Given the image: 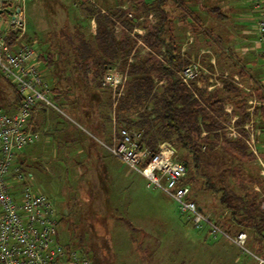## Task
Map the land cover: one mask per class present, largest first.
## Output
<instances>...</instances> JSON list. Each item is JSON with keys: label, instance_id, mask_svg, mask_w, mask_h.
Returning a JSON list of instances; mask_svg holds the SVG:
<instances>
[{"label": "rangeland", "instance_id": "rangeland-1", "mask_svg": "<svg viewBox=\"0 0 264 264\" xmlns=\"http://www.w3.org/2000/svg\"><path fill=\"white\" fill-rule=\"evenodd\" d=\"M94 1L108 10L109 6L117 8L119 0ZM194 1L189 0V3L194 5ZM200 2L218 6L226 14V19L216 18L209 11L206 17L200 18L203 23L199 29L187 27L194 37L190 52L196 56L199 50L208 49L210 52L202 57L205 68L238 72L235 67L239 70L243 64L263 83L264 53L262 45L257 50L253 48L257 33L255 22L250 18L255 17L256 20L257 16L250 1ZM170 5L169 10L173 11ZM93 7L95 6L91 0H27L26 3V39L37 47V62L42 70L45 62L50 67L54 65V85L46 77L45 79L55 88L53 100L58 109H48L54 111L49 113L46 120L48 131H52L55 123L62 125L66 131L62 135L60 132L55 134V153H50L48 142L44 143L45 131L40 132L39 140L25 148L21 162L25 161L23 169L29 172L35 190H43L54 199L60 221L58 240L67 246L83 249L92 264H257L250 253L257 252L252 245L255 242L253 239H256L255 234L253 230H247L239 220L243 219L245 208H250L253 201L244 195L247 192L251 195L259 192L255 185H260L261 192L264 193V174L253 156L237 161L222 154L219 147L213 150L214 158L226 162L228 168L237 166L239 171L236 176L228 177L227 174L221 180L219 170H206L203 164L199 170L191 169L189 172L193 198H197L204 206V211L211 212L214 216L225 214L226 219L221 223L225 229L228 226L231 233H236L239 228L248 231L246 247L249 251H246L222 235L214 237L208 229L194 227L186 215L179 211L174 200L160 190L148 188L144 176L131 170L102 145V142L112 144L113 131L110 120L112 95L111 90L103 84V76L107 68L118 63L124 67L128 59L120 58L112 63L107 56L104 60L106 64L99 72L94 58L85 55L97 49L99 25L97 19L96 26L91 22L93 15L90 10ZM124 7L127 8L126 11L132 9L136 14L139 13L128 3L122 8ZM199 7L198 2L197 8ZM171 13L173 16L176 13L181 15L177 8ZM122 20L112 16V25L116 27L117 23H121L125 27ZM183 20L174 21L179 26L183 25ZM153 24L149 27L152 28ZM178 26L173 24L174 31L177 29V34L181 37L176 39L182 44L191 35L186 33V27L178 29ZM114 27L111 29L113 33L116 30ZM92 40L95 41L91 43ZM137 49L141 50L143 58L154 57L161 60L162 51L152 48L157 52V55L152 56L142 52L141 48ZM213 56L216 57L215 64L210 62V57ZM241 77L243 79L236 74L230 75V79L226 81L243 84L250 76L243 74ZM255 96L258 97V92ZM67 99L70 106L65 104ZM15 101L16 92L0 71V107L13 109ZM135 115L131 116L136 117ZM94 116L100 124L95 125L96 122L92 121ZM79 140L89 143L91 148L86 151L93 154H85V149L72 145ZM262 142L264 152V136ZM214 151L218 153L214 154ZM183 155L188 159V154ZM262 157L264 158V154ZM208 174L215 176L212 181L214 187L206 186ZM10 182L13 184L11 180ZM245 184H249L251 193ZM221 187L227 192L233 189L238 195L244 196L241 201L234 202L239 208V219L233 212V207L222 205ZM255 198V206L260 202L257 215L261 217L264 215V195Z\"/></svg>", "mask_w": 264, "mask_h": 264}, {"label": "built area", "instance_id": "built-area-1", "mask_svg": "<svg viewBox=\"0 0 264 264\" xmlns=\"http://www.w3.org/2000/svg\"><path fill=\"white\" fill-rule=\"evenodd\" d=\"M249 1L257 16L254 20L257 33L255 45H262L264 51V0ZM26 3L27 0H0V71L13 83L21 97V103L15 109L0 107V264H92L83 249L60 243V221L54 199L43 190H35L29 172L20 163L25 148L40 138V132L31 127L33 117L49 108L58 109L53 100V88L37 62L38 49L26 39ZM126 14L129 17L136 15L132 9H128ZM147 20L149 25L156 21L153 14ZM114 28L117 39L127 30L121 23H117ZM129 33L136 40V47L128 57L127 64L122 67L118 63L107 68L103 76V84L111 90L112 95L110 120L113 131L112 144L102 142V145L125 165L143 175L148 188L160 190L174 200L179 211L186 215L194 227L208 229L214 237L222 235L241 249L249 251L246 247V229L239 228L236 233H231L221 223L223 216L204 211L193 198L192 185L188 182L189 169L179 157L178 150L167 140L159 142L152 149L144 141L145 130L132 125L128 117L120 114L121 99L129 82V66L137 48L152 56L157 55L142 38L145 30L135 27ZM208 52V49H203L197 56L190 57L182 53V59L187 60V63L183 62L180 66L168 64L175 79L190 88L198 86L208 91L222 88L231 73L205 68L202 57ZM160 58L163 60V56ZM211 63H216L214 58ZM165 80L164 76L157 77V85ZM237 84L244 87L241 83ZM244 88L251 93V88ZM248 104L254 106L255 110L262 106L254 91ZM255 110H251L250 122L244 126L245 132L240 130L235 119L223 122V132L231 138L246 140L264 168V160L255 149L253 137ZM250 253L258 264H264V257Z\"/></svg>", "mask_w": 264, "mask_h": 264}, {"label": "trees", "instance_id": "trees-1", "mask_svg": "<svg viewBox=\"0 0 264 264\" xmlns=\"http://www.w3.org/2000/svg\"><path fill=\"white\" fill-rule=\"evenodd\" d=\"M104 2L103 5H105ZM198 2L201 9H199L200 7L197 8ZM127 3L139 11L134 17L127 16L126 10L122 8ZM194 3L196 4H190L189 0H119L116 3L117 8L109 6L106 12L98 7H93L90 14L97 19L99 25L96 35L97 49L95 52L92 50L91 54L89 52L85 55L94 58V64L101 72L105 66V57H110L114 63L120 58L127 60L133 52L136 47V40L129 31L137 26L149 28L146 34L142 36L145 43L158 52L162 51V47L165 46L167 52L164 54V60H158L154 57L143 58L142 53L140 54L141 50H136L134 60L129 66V82L125 96L120 103V114L128 117V121L132 125L145 130L144 141L152 149H155L159 142L167 140L178 150L179 157L187 163L189 172L191 169L199 170L203 164V168L206 170H219L222 180V177L226 178L227 174L228 177L236 176L239 170L237 166L225 168L226 162L214 158L213 150L218 145L222 149V154L237 161L248 158L250 154L242 140L224 138L225 136L218 131L223 125L217 116L227 118L225 107L229 103L234 105L235 112L244 111L247 96L241 88L231 82H227L221 89L210 92L198 87L190 88L175 79L168 64L180 66L183 62L187 63L188 61L183 60L179 54L176 55L172 52L171 47L178 50L181 47L174 34V20L184 19L183 24L186 23L187 25L184 24L186 27L195 30L194 27L199 29L203 23L200 18L206 17V13L209 11L216 18L226 19V14L218 6H209L206 2L205 4L201 3L200 0H195ZM169 5L173 11L176 8L179 9L181 15L178 16L176 13L173 16L174 14L171 13L173 11L169 10ZM150 14H153L156 20L152 28L149 27L150 22L147 20ZM112 16L123 19V24L127 29L122 32L123 37L121 36V39H117L111 30L114 27ZM141 17L144 19L140 20ZM93 41L95 40H92L91 43ZM163 76L166 77L165 82L157 85L156 78ZM4 79L13 86L16 92L15 107L13 108L15 109L21 103V97L13 83L6 77ZM259 88L261 89L260 99L264 101V88ZM53 91L55 90L53 89ZM7 109L11 110L9 107ZM134 114L136 117H131ZM260 114L264 121V105L261 107ZM246 119L244 114L243 121ZM262 127L264 129V123ZM203 131L207 132L206 136H202ZM205 144H207V150L203 151ZM216 150L219 151V149ZM184 153L189 155L188 159L184 158ZM216 153L218 152L214 151V154ZM24 162L21 164L23 165ZM206 178V186H213L212 181L215 176L208 174ZM188 182L192 185L190 177ZM223 188L219 189L223 191L221 203L225 207H233L237 219L240 215L238 206L234 205L235 200L241 201V197L247 196L254 201H252L250 208H245V216L239 220L247 230H253L256 240L263 242L264 215L261 217L257 215L261 207L260 202L257 203L258 206H255L256 198L248 192L244 196H240L233 189H229L230 192H227ZM194 199L197 201V198L194 197ZM199 205L203 208L200 203ZM226 228L231 230L228 226Z\"/></svg>", "mask_w": 264, "mask_h": 264}, {"label": "crops", "instance_id": "crops-1", "mask_svg": "<svg viewBox=\"0 0 264 264\" xmlns=\"http://www.w3.org/2000/svg\"><path fill=\"white\" fill-rule=\"evenodd\" d=\"M92 1V3H93V5L95 6V7H98V8H100V9H102L103 11L105 10L106 11V9L104 8V7H101L100 6V4L98 3V2H96V1H94V0H91ZM126 5V4H125ZM124 5V6H125ZM25 12H26V8H25ZM256 12V11H255ZM254 12V13H255ZM255 17H253V18H250V19H252L253 21L255 20L254 19ZM144 19V18H143ZM91 22H94V26H96V22H95V17L93 16V19L91 18ZM141 20V19H140ZM248 20V19H247ZM173 24H175V25H177L178 26V23H176V21H175V23H173ZM82 26H84V25H82ZM138 28H141L142 30H145V32H147V30H146V28H143V27H139V26H137ZM182 27H186V26H184V24L183 25H179L178 26V29H181ZM186 29H188L187 27H186ZM181 32V31H180ZM183 32H181V34H182ZM189 36L191 35V31L188 29V31L186 32ZM174 34H175V36L178 38H181L178 34H177V29L174 31ZM188 36V37H189ZM188 39V41H184L182 44H181V47H180V49L178 50V49H176V51H174L175 50V48H173V47H171L173 50H172V52L174 53V54H179L180 56H181V58H182V53L184 54V53H187V55L190 57V56H195V54H192L191 52H190V50H191V48H192V46H193V43H194V37L191 35L189 38H187ZM256 40V39H255ZM255 40H253V43H254V45H253V48H254V50H257L258 48H260V47H258V46H256L255 45ZM178 41V40H177ZM179 42V41H178ZM180 45V44H179ZM262 48V47H261ZM163 51H164V53H163ZM200 51L201 50H199L196 54L198 55L199 53H200ZM210 51V50H209ZM165 52H167V49H166V47L165 46H163L162 47V54H161V56H164V54H165ZM191 53V54H190ZM263 53H264V51H263ZM196 55V56H197ZM215 59V61H216V57L215 56H213V57H210V62H211V60L212 59ZM164 60V59H163ZM54 65H51V67H50V64H47L46 62L44 63V65H43V72L45 73V77L48 79V81H50V83L52 84V85H54V78H55V74H54V67H53ZM212 69H214V68H212ZM215 69H217V70H219V68H215ZM235 69H236V71H238V72H230L229 70H227V71H229L230 73H231V75H237L239 78H241V79H243V77H241V76H243V74L245 75V74H248L250 77H248V79H247V82H243V85H244V87H248V88H251V93H252V91H254L255 93H257L258 92V97H257V100L262 104V106L264 105V101L263 100H261L260 99V94H261V89L259 88V87H263L264 88V80H263V83L262 82H259L260 81V79H259V77L258 76H254L251 72H250V70L246 67V66H244L243 64H242V66L241 67H239V70L237 69V67H235ZM241 72H242V74H241ZM253 75V76H252ZM91 83H92V81H91ZM232 83H234V82H232ZM226 84V83H225ZM224 84V85H225ZM242 84V83H241ZM234 85H236L237 87H239V88H241V90L244 92V94L247 96V100H246V106H245V110L244 111H240V112H235V109H234V105L232 104V103H229V104H227L226 105V107H225V112H226V117L227 118H225L224 116H217L218 117V119L221 121V123H222V125H223V127L221 128V129H219L218 131L222 134V135H224L225 137L224 138H226V139H228V140H242L245 144H246V146H247V150H248V153L251 155V156H253V158H255V160H257V164H260V166H261V168H262V170H260V171H262V173L264 174V168H263V165L261 164V162H259V160L257 159V157H255V154L253 153V150H252V148L250 147V145L247 143V141L246 140H244L243 138H231L228 134H226V133H224L223 132V128H224V123L223 122H229V121H231V120H233V119H235L236 120V123L238 124V125H240V130L242 131V132H245L246 131V129L244 128V126L246 125V124H248L249 122H250V119H251V110L252 109H254L255 110V107L254 106H250L248 103H249V100H250V98H251V93H249V92H247L246 91V89L244 88V87H242V86H240L239 84H234ZM67 87H69V86H67ZM66 87V88H67ZM195 87H198V86H195ZM224 87V86H223ZM222 87V88H223ZM198 88H201V87H198ZM201 89H205V88H201ZM54 90H55V88H54ZM206 90V89H205ZM215 90V89H214ZM214 90H211V91H214ZM208 91V90H207ZM210 91V92H211ZM65 104H67V106H70V104H69V102H68V99H67V101H66V103ZM262 106H259V107H257L256 108V110H255V112H254V114L255 115H257L256 117V119L254 120V122H253V137H254V139H255V141H256V143H255V149H256V151H257V153H258V155H259V157L261 158V159H263L264 160V158L262 157L263 156V154H264V152H262L263 150H262V148H263V142L261 143V140H263V136H264V129H263V127H262V125H263V123H264V121H263V119H262V116H261V114H259L260 113V108L262 107ZM51 112H54V111H52V110H45V111H42V112H39V113H37L34 117H33V119H32V121H31V127L33 128V130H35V131H38V132H41L42 133V131L44 132L45 131V133H46V141L44 142L45 144L47 143V144H50V148H51V150H50V153H55V151H56V147H57V143H56V141H55V137H56V135L55 134H59V132H60V134L62 135V133H64L65 131H66V129L62 126V125H60V124H54L53 125V128H52V131H48V129H49V127L47 126V123H48V121H46L47 120V118L49 117V113H51ZM244 114L246 115V117H247V119L245 120V121H243V118H244ZM253 114V117H255V115ZM79 117L81 118V119H83L84 121H86V122H89V121H87V120H85L81 115H79ZM94 118H95V116H94ZM93 122H96L97 120H96V118L95 119H93L92 120ZM100 121H102V120H100ZM91 122V121H90ZM50 123V122H49ZM98 124H100V122H96L95 123V125H98ZM206 134H207V132L206 131H203V133H202V136H206ZM101 143V142H100ZM72 145H74V146H76V148H78V149H85V151H84V153L85 154H89V155H91V154H93V152H88V151H86L87 150V148H91V146H90V144L88 143L87 144V142H85L84 140H79V141H76V142H74V143H72ZM72 145H69V147H71ZM220 147V145H218L217 146V148H219ZM206 148H207V144H205V148H203V150H206ZM88 152V153H87ZM97 154H99V153H97ZM99 159V158H98ZM127 166V165H126ZM127 167H129V166H127ZM130 168V167H129ZM225 168H228V166H226ZM131 169V168H130ZM131 170H133V169H131ZM238 170H239V168H238ZM135 171V170H134ZM139 173V172H138ZM140 174V173H139ZM143 176V175H142ZM231 177H233V176H231ZM250 183V182H249ZM245 187H247V188H249V184H245L244 185ZM244 186H242L243 188H245ZM255 188H256V190L257 191H259V192H255L254 193V195H252V196H257V197H259L260 198V196H262V195H264V193L263 192H261V189H260V185L258 186V185H255ZM250 193H251V190H250V188H249V190H248ZM260 195V196H259ZM258 198V199H259ZM203 209H204V206H203ZM220 216H223V219H226V217L224 216L225 214H223V213H221V214H219ZM226 227V226H225ZM238 228H236V230H237ZM234 230V229H233ZM247 233H248V231H247ZM251 235V234H250ZM248 237H249V233H248ZM226 238V237H225ZM249 239V238H248ZM253 240H255V242H253L252 243V245L255 247V249H256V253H254V254H256V255H258V256H262V257H264V241L263 242H261V241H259V240H256V239H253ZM230 241V240H229ZM234 244V243H233ZM234 245H236V244H234ZM237 246V245H236ZM263 254V255H262ZM254 258H255V256H253ZM256 259V258H255ZM256 261H257V259H256ZM257 264H258V261H257Z\"/></svg>", "mask_w": 264, "mask_h": 264}]
</instances>
